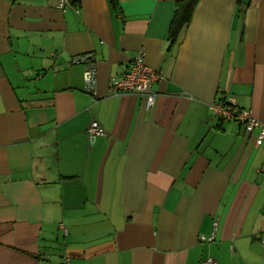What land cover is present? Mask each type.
Returning <instances> with one entry per match:
<instances>
[{
    "label": "crops",
    "instance_id": "0c3cea01",
    "mask_svg": "<svg viewBox=\"0 0 264 264\" xmlns=\"http://www.w3.org/2000/svg\"><path fill=\"white\" fill-rule=\"evenodd\" d=\"M117 1L0 0V264H264V139L211 110L264 122V0H197L173 42L177 0ZM140 49L150 109L108 93Z\"/></svg>",
    "mask_w": 264,
    "mask_h": 264
},
{
    "label": "built area",
    "instance_id": "2783aa9c",
    "mask_svg": "<svg viewBox=\"0 0 264 264\" xmlns=\"http://www.w3.org/2000/svg\"><path fill=\"white\" fill-rule=\"evenodd\" d=\"M75 0H56L58 9H65L71 6ZM144 49H140L132 58L129 68L120 75L110 79L108 93L118 94H138L144 97L145 108L150 109L156 99L154 84L163 79L161 70H155L144 61ZM74 63H81L84 69L83 90L94 97L97 95V71L92 55L90 53L78 55L71 60ZM212 116L217 120H234L241 124L246 133H252L257 129L256 143L261 144L264 139V122L257 120L249 110L242 108L236 97L233 95L223 96L211 105ZM90 139L106 135V131L97 121H92L87 128ZM215 237V230L209 236L201 235L202 242H212ZM264 240V234L261 235ZM199 264H216L214 258L207 256L200 260Z\"/></svg>",
    "mask_w": 264,
    "mask_h": 264
},
{
    "label": "trees",
    "instance_id": "16d2710c",
    "mask_svg": "<svg viewBox=\"0 0 264 264\" xmlns=\"http://www.w3.org/2000/svg\"><path fill=\"white\" fill-rule=\"evenodd\" d=\"M109 2L115 11L119 10V4L117 0H109ZM196 3L197 0L176 1L174 15L169 26V36L172 42L175 41L180 31L188 25Z\"/></svg>",
    "mask_w": 264,
    "mask_h": 264
}]
</instances>
